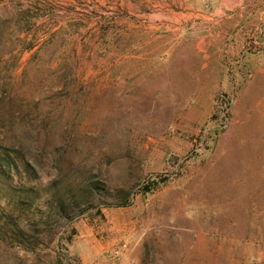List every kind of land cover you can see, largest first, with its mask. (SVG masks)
Wrapping results in <instances>:
<instances>
[{"label": "rangeland", "instance_id": "rangeland-1", "mask_svg": "<svg viewBox=\"0 0 264 264\" xmlns=\"http://www.w3.org/2000/svg\"><path fill=\"white\" fill-rule=\"evenodd\" d=\"M264 264V0H0V264Z\"/></svg>", "mask_w": 264, "mask_h": 264}, {"label": "built area", "instance_id": "built-area-1", "mask_svg": "<svg viewBox=\"0 0 264 264\" xmlns=\"http://www.w3.org/2000/svg\"><path fill=\"white\" fill-rule=\"evenodd\" d=\"M216 0H200V2L209 6ZM126 248L125 245H120L110 251L103 252L97 259L88 264H126L125 263Z\"/></svg>", "mask_w": 264, "mask_h": 264}]
</instances>
